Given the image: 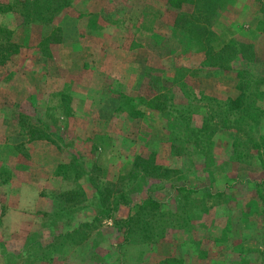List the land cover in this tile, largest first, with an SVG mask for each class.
<instances>
[{
	"label": "rangeland",
	"instance_id": "374dc122",
	"mask_svg": "<svg viewBox=\"0 0 264 264\" xmlns=\"http://www.w3.org/2000/svg\"><path fill=\"white\" fill-rule=\"evenodd\" d=\"M0 11L16 44L0 64V215L20 214L0 219V264H264V156L251 146L264 141V0ZM205 76L261 109L251 131L203 92ZM150 153L167 172L132 166Z\"/></svg>",
	"mask_w": 264,
	"mask_h": 264
},
{
	"label": "trees",
	"instance_id": "16d2710c",
	"mask_svg": "<svg viewBox=\"0 0 264 264\" xmlns=\"http://www.w3.org/2000/svg\"><path fill=\"white\" fill-rule=\"evenodd\" d=\"M192 30H194V29H192ZM14 53H16V44L10 40L9 30L4 28L3 26H0V64L3 63L10 55H12ZM249 77L252 78L251 76H249ZM259 80H261V79H259ZM239 81H240V79H239ZM249 81L252 82V86H253L252 89H253V91L256 92V94L259 97L258 101H260L262 99L263 93L260 90V88L257 87V85H260L261 83L256 81V78L255 79L252 78ZM249 81H246V82H249ZM236 90L238 91V93L234 98H226L224 101L225 104L231 106V107L227 106V109L229 110L227 112V115H231V114L235 115V113L233 111H230V110L234 109V110L238 111V112H236V121L241 122V124L244 127L248 128V131H251V128H249V124H252L253 126L257 125V122H258L257 112H259L261 109L258 106H255L254 102H252V103L246 102V99H248V97L246 95L247 93H245V91H243V89H241L240 87L237 86ZM248 93L250 95V92H248ZM225 121H226V119H225ZM245 122H249V123H245ZM226 129H228V128H226ZM29 138L30 139H36L39 137L34 135V131H30ZM251 146L256 150L257 153H259V155H260V152H263V156H264V141H261V147H260L259 144L255 140H252ZM153 157H154L153 153H150L147 156H143L140 154L135 155L133 157V160H132V166L133 167L139 166V168L142 170L141 171L139 169L140 172L147 173L149 176H152V177H158L159 173L167 172V169L165 167H162V166L155 163ZM147 200L153 202V200L151 198H149V199L147 198ZM145 201H143V203L141 202V204L144 205Z\"/></svg>",
	"mask_w": 264,
	"mask_h": 264
},
{
	"label": "crops",
	"instance_id": "0c3cea01",
	"mask_svg": "<svg viewBox=\"0 0 264 264\" xmlns=\"http://www.w3.org/2000/svg\"><path fill=\"white\" fill-rule=\"evenodd\" d=\"M11 15H12V13L10 11H6V12L0 11V24H1V26H3V25L9 26L10 24H12V22H14L13 19L10 17ZM1 20H2V22H1ZM3 20H5V21H3ZM6 20H7V22H6ZM244 63L246 64L245 66H247L248 64L251 67H253L254 65L256 67L258 66L256 63L255 64L254 63H250V62L248 63L247 61H245ZM202 68L204 70H206L207 68L209 69L210 67L204 66ZM207 71H210V70H207ZM211 81H212V78L209 77V76L203 77L201 79V81H200V84H201L200 88L203 90V92L205 94H208V95L212 94V95L216 96L217 98H219L221 100L222 99H226V98H234L236 96V93H235V82H233V85L231 86V92L229 93L228 90H229L230 86L228 84H226L222 79L219 78V82L221 81L219 83V85H221V88H222L221 92H219L217 90V86L215 87V89L218 92H216L215 89H211V87L210 88L208 87V83H210ZM222 90H226V91H222ZM217 93H219V95ZM32 141H34V140H32ZM32 141H30L28 144L29 145H32V144L36 145ZM33 147H35V146H33ZM45 183H47V182L45 181L44 184ZM18 200H21V197H19ZM16 215H20L18 210H13L12 207L11 208L7 207V208L2 210V214L0 215V219L3 220L4 218H9V217L14 218ZM10 229L12 231H14V230L19 229V227H18L17 224L13 223V225H12V227H10Z\"/></svg>",
	"mask_w": 264,
	"mask_h": 264
}]
</instances>
